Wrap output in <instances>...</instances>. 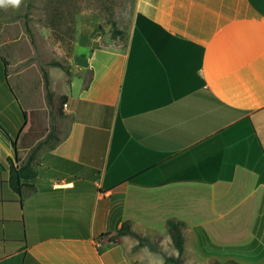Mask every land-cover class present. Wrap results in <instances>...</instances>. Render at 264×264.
I'll return each instance as SVG.
<instances>
[{
	"label": "crops",
	"instance_id": "crops-1",
	"mask_svg": "<svg viewBox=\"0 0 264 264\" xmlns=\"http://www.w3.org/2000/svg\"><path fill=\"white\" fill-rule=\"evenodd\" d=\"M26 20L0 0V264H163L179 256L171 221L182 264L191 245L211 264L204 250L264 247V0H136L116 40L73 56L88 78L18 191L49 110ZM124 222L137 236L98 240Z\"/></svg>",
	"mask_w": 264,
	"mask_h": 264
},
{
	"label": "rangeland",
	"instance_id": "rangeland-1",
	"mask_svg": "<svg viewBox=\"0 0 264 264\" xmlns=\"http://www.w3.org/2000/svg\"><path fill=\"white\" fill-rule=\"evenodd\" d=\"M135 2L136 0H11L13 15L17 12L21 13V17L27 18L24 27L27 35L32 41L36 35L44 50L43 70H47L53 61H59L70 69V73L62 67L52 71L55 89L51 85L50 89L53 100L48 103L49 110L37 112L33 124L37 130L36 136L45 139L49 130L55 135L56 129L65 123L61 110L66 92L70 93L71 80L75 78L77 82L79 76L88 78L89 69L83 70L75 65L73 56L85 55L88 60L92 51L91 42L98 40L105 44L107 41L116 40L119 36L117 31L130 26ZM25 44L29 47L27 40ZM31 94L30 80L25 95L30 97ZM259 253H264L263 246L256 249L244 246L215 248L208 252L204 250L203 255L205 258L219 257L216 264H228L231 256L248 264H261L256 261ZM197 255L198 252L191 245L188 258L192 260L189 264L213 263V260L197 261Z\"/></svg>",
	"mask_w": 264,
	"mask_h": 264
},
{
	"label": "trees",
	"instance_id": "trees-1",
	"mask_svg": "<svg viewBox=\"0 0 264 264\" xmlns=\"http://www.w3.org/2000/svg\"><path fill=\"white\" fill-rule=\"evenodd\" d=\"M117 32L119 34L122 33L121 30H118ZM50 64L60 66L66 69L70 73V69L67 68L63 63L59 61H53ZM44 78H45L46 87H47V99L49 103H52L53 92L50 89V77H49L48 71L46 70H44ZM65 103L66 101L64 102V104ZM61 113L62 115L64 114L63 110H61ZM52 135H53L52 131H50L47 137L45 138V140L36 145L32 153L29 155L28 163H26L25 165H22L20 168L13 167L12 181L18 191L21 190L20 183H19L21 179L31 180L37 175V170L34 168L32 163H30V161L32 162L34 161V158H35L34 155L36 154V151L41 147L43 143H47L49 139L52 137ZM169 233L171 235L174 246L177 248L179 252V256L177 258H174V257L167 258L163 264H170V263L182 264L181 257L183 256L186 250L185 237L183 234V223L180 221H171L169 223ZM127 234L136 235L131 228L130 222H124V224L114 232H108V233H103L99 235L98 240L100 242H112L115 244H120L122 242V237ZM141 241L143 242V239H141ZM216 248H222V247H216ZM229 264H243V263L230 261Z\"/></svg>",
	"mask_w": 264,
	"mask_h": 264
}]
</instances>
